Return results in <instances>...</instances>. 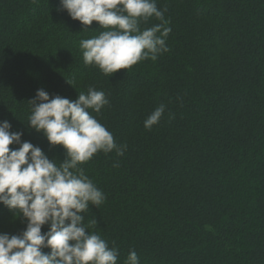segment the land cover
<instances>
[{
	"label": "trees",
	"instance_id": "1",
	"mask_svg": "<svg viewBox=\"0 0 264 264\" xmlns=\"http://www.w3.org/2000/svg\"><path fill=\"white\" fill-rule=\"evenodd\" d=\"M156 2L169 51L108 78L80 49L97 22L83 31L59 0H0V121L59 162L64 150L26 126L27 102L38 89L70 100L103 90L109 104L92 115L127 149L83 165L106 197L84 223L117 264L130 251L140 264H264V0ZM24 227L0 205V233Z\"/></svg>",
	"mask_w": 264,
	"mask_h": 264
},
{
	"label": "clouds",
	"instance_id": "2",
	"mask_svg": "<svg viewBox=\"0 0 264 264\" xmlns=\"http://www.w3.org/2000/svg\"><path fill=\"white\" fill-rule=\"evenodd\" d=\"M59 4L83 31L97 22L101 31L82 39L80 49L84 65L108 78L169 51L171 28L165 27L166 9L158 8L156 0H59ZM151 19L160 23L141 27ZM27 103L26 126L42 134L50 146H60L64 159H49L38 146L22 142V132L10 131L8 120L0 121V205L25 224L18 235L0 233V264H117L118 250L89 231L95 221L84 223L89 207L99 208L106 197L83 165L98 153L115 151L121 156L127 149L126 144L117 145L92 115L98 116L109 104L105 92L89 86L70 100L50 98L38 89ZM165 109L163 103L157 106L144 120V128L151 130ZM45 225L47 231L42 232ZM123 264H140L138 254L130 251Z\"/></svg>",
	"mask_w": 264,
	"mask_h": 264
}]
</instances>
